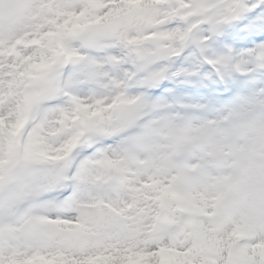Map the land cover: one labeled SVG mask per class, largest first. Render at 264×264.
<instances>
[{
	"label": "snow or ice",
	"instance_id": "6c2138e0",
	"mask_svg": "<svg viewBox=\"0 0 264 264\" xmlns=\"http://www.w3.org/2000/svg\"><path fill=\"white\" fill-rule=\"evenodd\" d=\"M0 264H264V0H0Z\"/></svg>",
	"mask_w": 264,
	"mask_h": 264
}]
</instances>
